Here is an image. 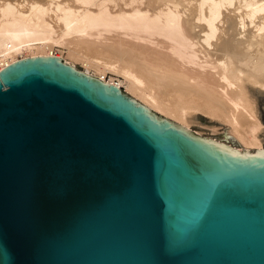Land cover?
Instances as JSON below:
<instances>
[{
    "label": "water",
    "instance_id": "obj_1",
    "mask_svg": "<svg viewBox=\"0 0 264 264\" xmlns=\"http://www.w3.org/2000/svg\"><path fill=\"white\" fill-rule=\"evenodd\" d=\"M211 137L242 151L60 57L4 67L0 264H264V149Z\"/></svg>",
    "mask_w": 264,
    "mask_h": 264
},
{
    "label": "bare ground",
    "instance_id": "obj_2",
    "mask_svg": "<svg viewBox=\"0 0 264 264\" xmlns=\"http://www.w3.org/2000/svg\"><path fill=\"white\" fill-rule=\"evenodd\" d=\"M56 51L188 130L203 114L264 149V0H0V70Z\"/></svg>",
    "mask_w": 264,
    "mask_h": 264
},
{
    "label": "rangeland",
    "instance_id": "obj_3",
    "mask_svg": "<svg viewBox=\"0 0 264 264\" xmlns=\"http://www.w3.org/2000/svg\"><path fill=\"white\" fill-rule=\"evenodd\" d=\"M56 52H57L58 55L56 54L55 56H59L60 55L59 57L61 59H63L66 62H68V60L66 59V56H63V55H65V53H59L58 51H56ZM76 67H77V69L79 71L83 70L84 72L88 73V69L83 67V66H81L80 64H76ZM122 90L124 92L123 88H122ZM257 107H258V111H259L260 120H261V122H262V124L264 126V94H257ZM197 120H198V122L200 124H191V126L189 128V130L192 131L194 134L199 135L201 137H208V138H211L212 135H218V134H222V133L225 134V132H224L225 130L222 129V128H220L216 132H213V131L211 132V128L208 127V126H211L214 123L210 122L208 120V118L206 116H204L203 114H198ZM263 137H264V135H263ZM212 138L213 139H217V138H214V137H212ZM217 140H219V139H217ZM219 141H222V140H219ZM226 144H228V143H226ZM229 145H231V144H229Z\"/></svg>",
    "mask_w": 264,
    "mask_h": 264
}]
</instances>
